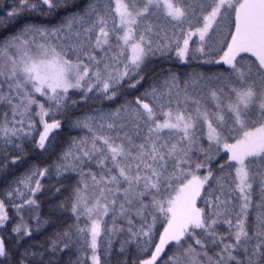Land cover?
<instances>
[{
	"label": "snow or ice",
	"instance_id": "snow-or-ice-1",
	"mask_svg": "<svg viewBox=\"0 0 264 264\" xmlns=\"http://www.w3.org/2000/svg\"><path fill=\"white\" fill-rule=\"evenodd\" d=\"M0 264H264V0H0Z\"/></svg>",
	"mask_w": 264,
	"mask_h": 264
}]
</instances>
